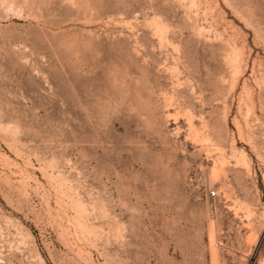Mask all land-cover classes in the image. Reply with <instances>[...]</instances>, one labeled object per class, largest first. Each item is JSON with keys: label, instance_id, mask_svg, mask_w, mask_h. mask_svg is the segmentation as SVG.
Masks as SVG:
<instances>
[{"label": "rangeland", "instance_id": "374dc122", "mask_svg": "<svg viewBox=\"0 0 264 264\" xmlns=\"http://www.w3.org/2000/svg\"><path fill=\"white\" fill-rule=\"evenodd\" d=\"M0 264H264V0H0Z\"/></svg>", "mask_w": 264, "mask_h": 264}, {"label": "built area", "instance_id": "2783aa9c", "mask_svg": "<svg viewBox=\"0 0 264 264\" xmlns=\"http://www.w3.org/2000/svg\"><path fill=\"white\" fill-rule=\"evenodd\" d=\"M209 195L212 196V197H215V196H216V192L211 191V192L209 193Z\"/></svg>", "mask_w": 264, "mask_h": 264}]
</instances>
